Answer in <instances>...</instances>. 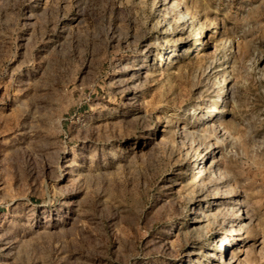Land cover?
Wrapping results in <instances>:
<instances>
[{
	"label": "rangeland",
	"instance_id": "obj_1",
	"mask_svg": "<svg viewBox=\"0 0 264 264\" xmlns=\"http://www.w3.org/2000/svg\"><path fill=\"white\" fill-rule=\"evenodd\" d=\"M0 264H264V0H0Z\"/></svg>",
	"mask_w": 264,
	"mask_h": 264
},
{
	"label": "bare ground",
	"instance_id": "obj_2",
	"mask_svg": "<svg viewBox=\"0 0 264 264\" xmlns=\"http://www.w3.org/2000/svg\"><path fill=\"white\" fill-rule=\"evenodd\" d=\"M241 227H243V225H241Z\"/></svg>",
	"mask_w": 264,
	"mask_h": 264
}]
</instances>
